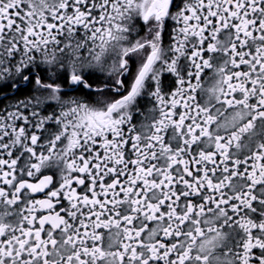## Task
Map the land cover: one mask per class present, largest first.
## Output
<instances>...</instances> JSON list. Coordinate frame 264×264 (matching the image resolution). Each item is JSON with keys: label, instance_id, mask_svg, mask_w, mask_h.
I'll use <instances>...</instances> for the list:
<instances>
[{"label": "snow or ice", "instance_id": "6c2138e0", "mask_svg": "<svg viewBox=\"0 0 264 264\" xmlns=\"http://www.w3.org/2000/svg\"><path fill=\"white\" fill-rule=\"evenodd\" d=\"M0 264H264V0H0Z\"/></svg>", "mask_w": 264, "mask_h": 264}]
</instances>
